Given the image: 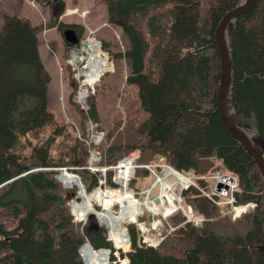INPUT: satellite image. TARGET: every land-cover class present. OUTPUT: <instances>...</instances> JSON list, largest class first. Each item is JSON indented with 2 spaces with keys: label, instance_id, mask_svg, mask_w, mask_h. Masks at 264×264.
<instances>
[{
  "label": "trees",
  "instance_id": "16d2710c",
  "mask_svg": "<svg viewBox=\"0 0 264 264\" xmlns=\"http://www.w3.org/2000/svg\"><path fill=\"white\" fill-rule=\"evenodd\" d=\"M45 1L50 3L49 28L63 32L71 27L82 36L83 24L59 19L65 0ZM103 1L108 22L121 26L128 43L125 52L113 54L126 58V82L138 87L148 113L139 123H117L98 147L99 164L108 165L106 183L115 186V166L138 149L136 177L147 179L146 165L156 157L185 174L222 169L238 178L237 202L256 206L234 218L192 186L183 197L208 219L195 225L180 211L170 215L157 245L144 241L129 224L127 252L115 250L107 229L95 219L83 227L74 221L68 202L77 188L63 186L59 168L79 173L88 190L98 186L102 175L88 167V146L75 128L49 108L52 75L39 49L42 25L5 14L0 27V264H84L80 248L87 241L95 249H111L109 264L125 257L129 264H264V177L217 105L221 58L216 28L225 13L246 0ZM225 40L232 67L229 114L264 156V0L231 19ZM76 91L74 85L71 105L84 132L87 119L99 121L100 115L95 92L85 110L73 100ZM129 184L134 186L135 179Z\"/></svg>",
  "mask_w": 264,
  "mask_h": 264
},
{
  "label": "rangeland",
  "instance_id": "374dc122",
  "mask_svg": "<svg viewBox=\"0 0 264 264\" xmlns=\"http://www.w3.org/2000/svg\"><path fill=\"white\" fill-rule=\"evenodd\" d=\"M30 1L31 0H7L6 2L11 3L15 7L14 13H16L17 15L29 18L32 23H43L44 17L47 18L50 16V3L46 2L45 0H35L36 6H32ZM65 2L66 8L78 7L80 11H83V9L89 10L86 17L84 18L80 17L79 15H72L69 17H63L62 21L77 22L83 24L85 30L82 38L92 36L97 38L98 40H101L102 51L109 57V62L110 64H112L113 68L112 71L106 72L94 87L91 86L89 88V92H95L94 101L98 108L100 120H93L95 122L94 125L89 123L90 131L88 134V141L86 142L83 139L87 144L89 142V136H92L93 133L100 132L101 130L105 131L107 135L109 133V130L112 127L116 126L117 123L121 122L123 124H127L131 120H134L135 123H139L147 117L148 113L141 106L138 87L134 84L126 82V76L129 72V65L126 58H116L113 54V52H125L128 47V43L123 35V29L121 28V26L113 25L108 22L105 2L103 0H65ZM4 4L5 2L1 1L0 6L3 7ZM1 17L2 13L0 12V27L2 25ZM45 27L49 29V31L46 33L47 40L44 39L42 32H40L39 49L43 57L45 66L52 75V81L50 82L48 88L49 108L52 110L59 121L66 123H68V120L70 122L75 121L80 126V119L75 113L73 106L71 105V93L73 91L74 85H76L78 90L80 89V84L78 81H76L75 78L77 77L76 75L80 73L79 69H81L82 67L77 69H73V67L71 66L70 69L67 67V65H69L68 61L70 62V46L67 47L65 45V39L62 30L58 26L52 28H49L48 26ZM91 30H94V32L92 33ZM105 43H107V47H105ZM76 48L80 47L77 46ZM96 125L99 131L96 130ZM81 130L83 129L81 128ZM86 133H88L87 129L84 132V135H86ZM102 145H105V143ZM139 153L140 151L137 149L130 154H133L137 157L139 156ZM101 161L102 158H100L99 155L91 156L89 152V168H101L103 170L104 168H108V165H99ZM93 162L95 163L92 164ZM152 164H166V162L164 158L156 157L147 165ZM132 167L133 172H131V176L129 177L127 182H124L123 179L120 180L118 173L114 172L115 175L113 181H115V184H117L116 188H113L112 186L98 187V189L102 190L103 195H101L99 199L93 200V206L95 207V209H97L96 207L99 205L101 207V211L110 210L111 208L109 207L108 202L112 200V210L117 213L120 212L121 205L118 202L119 196L116 194L117 197H106V194L110 190H115L119 194L120 191H124L126 185L129 188L128 183L133 179H135V185H131V188L129 189L136 196V198L140 201H145L146 199H148V201L153 206L159 207L158 205L162 201V183L170 184L168 178H164V169L162 171L158 170L156 172H154L153 170H149V177L147 179H143L140 177H136L134 170L136 169L135 167H137V164L134 163ZM77 170L83 171V168L79 167L77 168ZM103 173H101L103 177L99 180L98 185L104 182ZM172 188L180 193L178 187L173 186ZM136 192H138V194ZM77 196H75V198ZM183 201H185V199ZM182 204L184 205V203ZM180 205L181 204L178 202V204L176 205V209H178ZM170 208L173 207H168L166 210H164L165 208L161 207L159 209V213H154L151 210L140 207L138 209V216L140 217V221L126 222L125 226L127 227V225L129 224H134L137 227L139 235L144 234L147 236L144 237V240L146 239L149 242H154L156 236L159 235V233L162 234V231L164 230V227H162L158 216H163L164 214H171L172 212H174V210L169 211ZM224 211V214L231 213L227 210V208H225ZM94 217L97 218L96 216ZM97 220L99 224L106 225L98 218ZM158 222L160 224H158ZM164 224H167L169 226L170 223L164 221ZM130 249L131 248H129L127 251H129ZM119 264H122V260Z\"/></svg>",
  "mask_w": 264,
  "mask_h": 264
},
{
  "label": "built area",
  "instance_id": "2783aa9c",
  "mask_svg": "<svg viewBox=\"0 0 264 264\" xmlns=\"http://www.w3.org/2000/svg\"><path fill=\"white\" fill-rule=\"evenodd\" d=\"M74 13H79L81 16H85L87 14V11L85 10V11L79 12V8H69V9H67V11L65 12L64 15H71ZM96 46L101 48L100 40H98L95 37L89 36L87 38L86 37L82 38L80 46H79L80 48L73 47V48H70V50H69V52H70L69 53L70 63L72 65L73 69L74 68L77 69V68L82 67L81 69H79L80 73L77 74L76 75L77 77L75 78L80 84V89L77 92L75 100L81 105L82 108H84L86 110L89 107L88 106V86H90L95 80H89L88 79V73H86V69L89 68V63H88L89 60H86L85 56L90 57V55H91V53L87 52V48L91 47L93 49ZM74 49H76V55L79 57V59L76 58V56L73 57L74 53L71 54V50H74ZM89 123L94 125V122L92 120H88V122H87L88 133H86V136H85L86 142L88 141V134L90 131ZM96 130L99 131L97 129V125H96ZM78 136H80V137L82 136L80 132H78ZM104 136H105V133H104V131H101V130H100V132H95L92 134V136L91 135L89 136L90 138H89L88 145L90 146L91 156H95V155L97 156L98 155L96 146L100 145L103 142ZM134 163H135V156L134 155L127 156V157H125L119 161L116 168H117V173L119 175L120 180L124 179L123 177L125 176V173H126L128 166L132 167V165ZM155 165H156V167H155ZM147 168L151 171L153 170L154 172H156L158 170L162 171L164 169V171H165V175H164L165 177L164 178H168L169 183H170V187L176 186L179 188V191H180V193H179V192H177V190H175L173 188H172L173 190L172 189L170 190V193H172L173 191L177 192V194L179 193L178 194L179 199H180L179 203L181 204L179 206V208L174 210V212H172V213L182 211L183 214L185 215V217L187 218V221L192 222L195 225H201L205 220L208 219V217L204 214H200V213L195 212L190 205H188L185 201H183L184 198H183L182 192L189 189L191 186H197L198 189L204 195H206L213 203H215L217 205H220V206L230 205L231 210L234 213V218L240 216L244 211H246L248 209L249 206H255L254 202H250L248 204H238L237 198H236V193L240 192L241 188L239 187L237 177L233 174L223 172V171H217L213 175H210V176H199L198 178L201 179L205 183L204 187L203 186L200 187V186L196 185V183L194 182V179H192V177L177 171L176 169H174L172 166H170L168 164H152V165H147ZM94 169L98 170V168H93V170ZM60 170L61 171H60L59 177L61 176L62 173L69 172L66 167H62ZM101 170L104 172V173L103 172L102 173L105 174L106 168H104V170L103 169H101ZM104 182H105V180H104ZM103 183H100V186H102ZM72 186H69V187H72ZM209 186L211 188L207 189ZM76 199L77 198H73L70 201L69 205L72 209L75 220L78 222H81L82 225H84L87 222L88 216L90 214L89 213L82 214L81 210H79L74 204ZM182 203H184V205ZM98 212H102V211L101 210H95L94 213L96 214L97 218H98V216H97ZM90 213H92V212H90ZM169 215L170 214H164L163 215L164 219L167 218ZM98 219L100 220V218H98ZM159 221L162 225L161 219ZM136 222H137V220H136ZM160 223L158 222V224H160ZM105 224L108 226L107 227L105 225L107 228L108 237L110 238L111 241H113L112 235H111V231H112L111 227H109V225L107 223H105ZM173 229H174V227H171V230H173ZM144 237H147V236L143 234V240H144ZM163 238H164V235L159 233V235L156 236L154 242H149L146 239L144 241H147L152 245H157L159 243V241H161Z\"/></svg>",
  "mask_w": 264,
  "mask_h": 264
},
{
  "label": "bare ground",
  "instance_id": "6f19581e",
  "mask_svg": "<svg viewBox=\"0 0 264 264\" xmlns=\"http://www.w3.org/2000/svg\"><path fill=\"white\" fill-rule=\"evenodd\" d=\"M246 1L244 3H246ZM45 24H46L45 20H43V23L41 24H36V25H42V30H41L42 33H45V29H44ZM225 32H226V29H225ZM215 36H216V32H215ZM87 52L91 53L90 57L85 56V59L89 60L88 61L89 68L86 69V73H88L89 80L98 81L102 78V76L107 71L113 70L112 64H110L108 56L106 55V53L101 51V48L96 46L95 48L92 49L91 47H89L87 48ZM72 53H74L73 57L76 56V58L79 59V57L76 55V49L71 50V54ZM231 78H232V75H231ZM219 88H220V85H219ZM218 93H219V90H218ZM217 98H218V94H217ZM131 172H133L132 167L128 166L125 176L123 177L124 182L125 181L127 182L129 177L131 176ZM60 179L65 183L66 186H72V185L79 186L80 191H79V194L74 204L79 210H81L82 214L95 212V208L93 206V200L99 199L100 196L103 195V192L101 189L97 188L93 191L88 192L85 189V187L81 185L80 179L77 177V175L70 173V172L62 173L60 176ZM162 186H163L162 195H161L162 201L158 205L159 207L153 206L148 201V199H146L145 201L138 200L136 196L132 193V191L127 187V185L125 186L124 191L123 190L120 191L119 194L115 190H110L109 192H107L106 197H109V196L114 197L116 196V194L119 196L118 202L121 205L120 212L117 213L112 210L113 202L111 200L108 202V205L111 209L98 212L97 216L98 218H100L102 222L107 223L109 227H111V230H112L111 235L114 241V245L116 247L121 248L124 251H127L129 249V241H130L129 239L130 238H129V233H128L127 227L125 226V223L134 222L137 220L136 218L138 216V209L140 207H144L148 210L153 211L154 213H159L160 212L159 209L161 207L165 208L164 210H166L168 207L172 206L173 208H170L169 211L176 209V205L178 204L180 200L177 192L173 191L172 193H170V190L172 189V187H170V184L168 183H162ZM255 206H256V203H255ZM80 251H81V254L83 255L85 264H108L109 263V257H110V252H111L109 248L102 247L99 249H95L89 243H85L82 245ZM127 263H128L127 258L122 259V264H127Z\"/></svg>",
  "mask_w": 264,
  "mask_h": 264
},
{
  "label": "water",
  "instance_id": "95a60500",
  "mask_svg": "<svg viewBox=\"0 0 264 264\" xmlns=\"http://www.w3.org/2000/svg\"><path fill=\"white\" fill-rule=\"evenodd\" d=\"M256 0H247L246 3L239 5L230 11H228L222 21L220 22L216 30V39L219 46L220 58H221V74H220V88L217 98V105L222 120L232 136L239 140L248 152L254 156L262 174L264 177V156L256 149L251 140L234 124L229 111H228V92L231 84V60L229 57L228 45L225 40V29L230 25V21L237 16L244 14L251 10ZM64 39L70 44H76L78 42V36L74 28H67L63 32ZM264 146V143H262ZM89 243V242H86ZM128 260V259H127Z\"/></svg>",
  "mask_w": 264,
  "mask_h": 264
},
{
  "label": "crops",
  "instance_id": "0c3cea01",
  "mask_svg": "<svg viewBox=\"0 0 264 264\" xmlns=\"http://www.w3.org/2000/svg\"><path fill=\"white\" fill-rule=\"evenodd\" d=\"M1 1H4L5 4L2 6H0V12L2 13V17H1V20L3 21V16L5 14H16L14 13V6L9 3V2H6L7 0H0V4H1Z\"/></svg>",
  "mask_w": 264,
  "mask_h": 264
}]
</instances>
